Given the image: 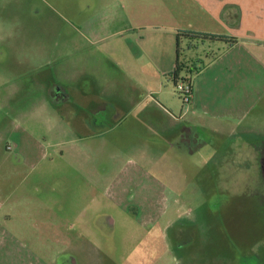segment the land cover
I'll return each mask as SVG.
<instances>
[{
    "label": "rangeland",
    "instance_id": "374dc122",
    "mask_svg": "<svg viewBox=\"0 0 264 264\" xmlns=\"http://www.w3.org/2000/svg\"><path fill=\"white\" fill-rule=\"evenodd\" d=\"M180 7L0 0V264H264V101L253 124L178 138L191 115L154 72Z\"/></svg>",
    "mask_w": 264,
    "mask_h": 264
},
{
    "label": "crops",
    "instance_id": "0c3cea01",
    "mask_svg": "<svg viewBox=\"0 0 264 264\" xmlns=\"http://www.w3.org/2000/svg\"><path fill=\"white\" fill-rule=\"evenodd\" d=\"M180 3L179 10L173 9L170 14L173 19L170 25L172 44L174 36L177 44L175 64L171 58L174 54L168 52L167 56H163L168 60L159 61L167 62L168 69L154 72L156 75L172 77L178 58V40L179 53L183 40L186 41L188 49L197 52L194 59L184 63V70L189 73L185 78L190 79L194 96L187 113L181 114L184 117L189 113L191 117L185 119L183 126L176 128L179 131L178 138L182 140L193 126L212 127L217 131L220 123L228 124L232 130L248 121L253 124L256 118L254 98L261 96L264 101V0H180ZM181 31L223 36L229 41L185 37L178 39V33ZM131 61H134L143 75H152V72L145 71L138 64H145L143 60ZM161 91L157 90L160 100L169 106H158V109L170 114L169 108L178 110L179 106L165 100ZM181 111L183 112V108ZM74 117L76 115L73 119H77ZM262 118L264 121V108ZM74 122L79 129V122ZM5 237L0 236V245L5 241ZM65 238L71 241L70 236ZM61 254L68 257L64 252ZM50 255L53 259L50 263L46 262L47 264H64L62 259L57 257V253ZM38 264L43 263L40 261Z\"/></svg>",
    "mask_w": 264,
    "mask_h": 264
},
{
    "label": "trees",
    "instance_id": "16d2710c",
    "mask_svg": "<svg viewBox=\"0 0 264 264\" xmlns=\"http://www.w3.org/2000/svg\"><path fill=\"white\" fill-rule=\"evenodd\" d=\"M185 37L191 39H198V40H212V41H229L228 38L223 36H216V35H209L203 33H195V32H188V31H181L178 33V39ZM185 64L180 60V53H179V40H178V58L176 62V68L174 73H172L174 82L176 84L177 80L180 78L181 71L185 68ZM185 80V79H184ZM190 80V79H186Z\"/></svg>",
    "mask_w": 264,
    "mask_h": 264
},
{
    "label": "built area",
    "instance_id": "2783aa9c",
    "mask_svg": "<svg viewBox=\"0 0 264 264\" xmlns=\"http://www.w3.org/2000/svg\"><path fill=\"white\" fill-rule=\"evenodd\" d=\"M176 88L181 91L182 98H183V105L185 108L183 109V114L187 113L189 104L192 101L193 95V86L191 81L184 80L179 78L176 82Z\"/></svg>",
    "mask_w": 264,
    "mask_h": 264
},
{
    "label": "flooded vegetation",
    "instance_id": "af4514ba",
    "mask_svg": "<svg viewBox=\"0 0 264 264\" xmlns=\"http://www.w3.org/2000/svg\"><path fill=\"white\" fill-rule=\"evenodd\" d=\"M259 160H260V167H261V171H262V174H263V177H264V142H263V149L260 151V157H259ZM91 245V244H90ZM64 264H73L74 263V260H73V263H72V259L70 261H64Z\"/></svg>",
    "mask_w": 264,
    "mask_h": 264
}]
</instances>
